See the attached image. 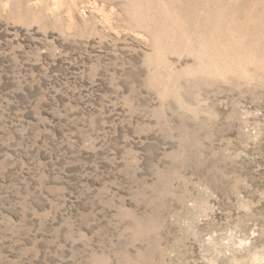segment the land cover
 Here are the masks:
<instances>
[{
  "label": "rangeland",
  "instance_id": "1",
  "mask_svg": "<svg viewBox=\"0 0 264 264\" xmlns=\"http://www.w3.org/2000/svg\"><path fill=\"white\" fill-rule=\"evenodd\" d=\"M0 264H264V0H0Z\"/></svg>",
  "mask_w": 264,
  "mask_h": 264
}]
</instances>
